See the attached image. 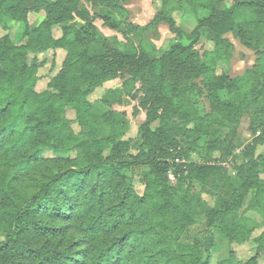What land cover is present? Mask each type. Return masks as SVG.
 <instances>
[{
	"label": "trees",
	"instance_id": "trees-1",
	"mask_svg": "<svg viewBox=\"0 0 264 264\" xmlns=\"http://www.w3.org/2000/svg\"><path fill=\"white\" fill-rule=\"evenodd\" d=\"M99 1L112 8L119 2ZM228 1L232 5L225 7ZM75 3L0 0V24L5 25L3 16L7 26L21 22L27 37L20 45L8 35L0 38V264H211V255L204 258L199 245L180 241L193 220L183 203L187 197L180 199L169 181L171 170L178 184L197 182L215 198L208 222L230 245L228 257L218 264H259L264 231L253 238L256 255L247 262L238 259L232 245L252 238L258 226L250 224L248 211L264 206V153L257 154L264 145V70H249L236 88L228 75L216 73V65L231 57L228 33L264 56V0H176L177 9L207 12L192 35L208 30L215 48L201 56L192 45L177 42L158 59L105 53L92 40L90 23L74 24ZM40 9L47 18L30 31L29 12ZM169 14L158 17L174 27ZM103 19L117 28L110 17ZM57 24L64 28L60 38L53 35ZM59 48L68 54L50 82L57 92L40 93L37 55ZM125 71L144 84L147 114L138 130V154L131 153L130 140H123L127 129L116 113L91 116L88 100L96 87ZM209 73L205 88L211 113L201 117L187 94L199 74ZM236 89L244 93L241 102L221 99L220 91ZM69 108L76 111L78 134ZM248 113L254 138L235 185L222 163L233 154L240 121ZM102 129L106 137H99ZM210 134L213 139L200 146L199 139ZM66 142L75 143V158L45 157L46 150L63 151ZM193 152L208 158L194 162ZM215 152L221 157L207 161ZM137 166L145 168L142 193L126 174Z\"/></svg>",
	"mask_w": 264,
	"mask_h": 264
},
{
	"label": "rangeland",
	"instance_id": "rangeland-1",
	"mask_svg": "<svg viewBox=\"0 0 264 264\" xmlns=\"http://www.w3.org/2000/svg\"><path fill=\"white\" fill-rule=\"evenodd\" d=\"M175 2L176 0H119L118 6L112 8L99 0H76V11H73L74 24L81 27L90 23L92 26L91 38L96 41L97 46L104 49L105 53L119 51L135 58L147 56L158 59L177 42L192 45L193 51L201 56L205 52L214 50L215 41L209 36L208 30H201L199 36L192 35V32L198 26V20L207 12L177 9ZM231 5L232 1H228V4L224 6ZM166 10L170 13L169 17H172L174 27L166 20H160L158 17L159 13H164ZM104 16L110 17L111 22L115 23L117 28L105 24ZM46 18L47 12L45 9L30 11L28 15L30 31L36 29ZM6 19L8 17L3 16V22L6 26L0 24V38L8 35L18 45L25 43L27 39L25 25L21 22L11 21L10 26H7ZM63 33V25L57 24L53 27V35L56 38H60ZM225 37L232 41L234 48L229 59L217 62L216 73L218 75L223 73L228 75L233 86L238 88L241 87L249 70L254 69V67H261L264 70V56H260L255 50L243 45L232 33L226 34ZM67 54L66 49L59 48L37 55L40 64V78L36 85L38 92H57L50 86V82L64 68ZM34 56L31 54L30 58ZM212 76V73L199 74L193 80L195 87L187 94L201 117H206L211 113L205 83L210 81ZM219 94L221 99L232 100L237 103L244 98V93L238 89L233 93L222 90ZM144 95L143 82L135 79L129 71L121 72L118 76L105 81L88 95V100L92 105L91 116H102L108 111L116 113L117 119L127 129L123 140L131 141V153L133 154H138L140 151L141 140L138 137V130L140 124L145 121L147 114L142 106ZM67 116L72 120V128L78 134L81 131V126L77 120L76 111L71 108L67 109ZM250 122V114H245L240 121L235 139L236 148L229 159L222 163L235 185L240 184L237 169L244 160L245 149L252 144L254 138L249 130ZM157 125L155 123L153 128H156ZM186 126L193 128L194 123L186 121ZM257 134H260V131ZM106 136V131L102 129L99 137ZM211 139H213L212 134L203 136L199 139V145L204 146ZM74 145L73 142H66L63 151L49 149L44 152V155L45 157L69 156L75 158L77 154ZM108 153L109 151H106V154ZM263 153L264 145H260L257 154ZM191 155L194 162L204 163L205 159L208 158L200 152H193ZM219 157H221L220 152H215L214 156L211 153L207 161L215 162L214 159ZM182 162H186V160H182ZM143 169L145 168L137 166L126 171L139 193L144 191ZM261 177L264 178V175H261ZM169 181L172 185L177 186V194L180 199L187 197L183 203L188 217L193 220V223L180 238L181 243L186 246L199 245L204 258L211 255V264H218L221 260L227 258L230 251L227 237L217 228L211 227L208 222L209 207L214 205L215 198L208 192L203 191L201 185L197 182L178 184L175 170L169 172ZM250 200H247L245 207H248ZM247 216L251 218L250 224L256 225L258 228L254 231L250 240L232 245L238 259L244 262L249 261L256 255L253 238L264 231V206L260 209L249 210ZM206 241H210V245L205 244ZM258 259L259 264H264V251L259 254Z\"/></svg>",
	"mask_w": 264,
	"mask_h": 264
},
{
	"label": "crops",
	"instance_id": "crops-1",
	"mask_svg": "<svg viewBox=\"0 0 264 264\" xmlns=\"http://www.w3.org/2000/svg\"><path fill=\"white\" fill-rule=\"evenodd\" d=\"M9 25H10V23H9Z\"/></svg>",
	"mask_w": 264,
	"mask_h": 264
}]
</instances>
